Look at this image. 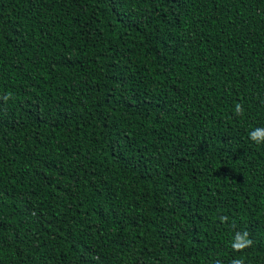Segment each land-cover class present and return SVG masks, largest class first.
Here are the masks:
<instances>
[{
	"label": "trees",
	"instance_id": "1",
	"mask_svg": "<svg viewBox=\"0 0 264 264\" xmlns=\"http://www.w3.org/2000/svg\"><path fill=\"white\" fill-rule=\"evenodd\" d=\"M255 128L264 0H0V264H264Z\"/></svg>",
	"mask_w": 264,
	"mask_h": 264
},
{
	"label": "clouds",
	"instance_id": "2",
	"mask_svg": "<svg viewBox=\"0 0 264 264\" xmlns=\"http://www.w3.org/2000/svg\"><path fill=\"white\" fill-rule=\"evenodd\" d=\"M8 97L6 96L5 99ZM243 107L239 103L235 106V112L237 115L243 114ZM249 138L256 144L264 143V128H255L253 131L249 133ZM226 219L224 217L221 218ZM253 241L248 238L247 231L243 233H236L234 242L232 243L231 247L234 251H242L246 247H250L252 245ZM231 264H243V261L241 259H234Z\"/></svg>",
	"mask_w": 264,
	"mask_h": 264
}]
</instances>
